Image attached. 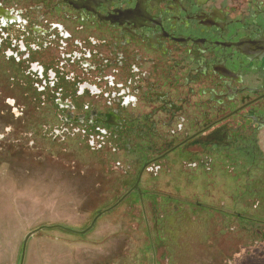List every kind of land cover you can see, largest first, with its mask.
Masks as SVG:
<instances>
[{
  "label": "flooded vegetation",
  "instance_id": "af4514ba",
  "mask_svg": "<svg viewBox=\"0 0 264 264\" xmlns=\"http://www.w3.org/2000/svg\"><path fill=\"white\" fill-rule=\"evenodd\" d=\"M263 128L264 0H0L1 150L17 132L26 157L95 176L125 156L142 195Z\"/></svg>",
  "mask_w": 264,
  "mask_h": 264
},
{
  "label": "rangeland",
  "instance_id": "374dc122",
  "mask_svg": "<svg viewBox=\"0 0 264 264\" xmlns=\"http://www.w3.org/2000/svg\"><path fill=\"white\" fill-rule=\"evenodd\" d=\"M14 135L11 152L0 149V264H20L25 237L43 225L28 240L24 264H150L156 254L158 264H264V128L256 142L233 147L235 170L225 169L233 163L219 154L196 170L177 162L141 179L137 204L126 201L128 182L136 179L125 177L129 166L134 170L125 156L123 170L113 163L95 176L93 163L82 168L26 157L13 146ZM236 170L247 171L251 191L231 175Z\"/></svg>",
  "mask_w": 264,
  "mask_h": 264
},
{
  "label": "trees",
  "instance_id": "16d2710c",
  "mask_svg": "<svg viewBox=\"0 0 264 264\" xmlns=\"http://www.w3.org/2000/svg\"><path fill=\"white\" fill-rule=\"evenodd\" d=\"M234 154H236V153H234ZM237 155H238V153L236 154V156H235V159H234V162H233V164L235 165V166H238L239 164H240V161L239 160H237V158H239V157H237ZM251 163V162H250ZM107 165L109 166V163H108V161H107ZM228 167H230V165H227V167H225L224 166V168L225 169H227ZM246 174H248L247 172H246ZM129 179H136V178H131V177H128ZM128 180V179H127ZM126 180V181H127ZM243 181H244V183H243V187H245V188H247V190L246 191H251V188H250V186L248 185V179H243ZM128 185H129V189H131L132 188V186L134 185V183L132 182V181H129L128 182ZM121 195V194H120ZM127 200L126 201H128V200H131V201H134L135 202V204H137V203H139V202H141V197H140V194L137 192V191H134V192H132L131 194H129V196L126 198ZM237 218H241V217H239V216H237ZM244 223H246L245 222V218L243 217L241 220H236V224H238V225H240L239 226V228H241L242 226H243V224ZM55 227H63V226H55ZM149 236V235H148ZM259 237V236H258ZM150 238V237H149ZM148 238V239H149ZM149 243L150 244H148V246L145 248L146 250H149V252L151 253V252H153V248H152V243L149 241ZM157 250V249H156ZM159 259H160V257L156 254V259L154 260V258H153V255H152V258H150V260H149V263L150 264H155V262H157V264L159 263Z\"/></svg>",
  "mask_w": 264,
  "mask_h": 264
},
{
  "label": "water",
  "instance_id": "95a60500",
  "mask_svg": "<svg viewBox=\"0 0 264 264\" xmlns=\"http://www.w3.org/2000/svg\"><path fill=\"white\" fill-rule=\"evenodd\" d=\"M139 181H140V178H139L138 182H137L136 185H135V188H136V189H138V183H139ZM138 190H139V189H138ZM118 203H119V202H118ZM116 205H117V204H115L114 206H112V207L109 208V209H106V210H104V211H100L99 214H98V216L101 215V214H103L105 211H109L110 209L114 208ZM98 216L95 217V219L92 221V223H91V225L89 226V228H87V229L84 230V231H81V233H84V232L88 231L89 229H91V228L95 225V223H96V219L98 218ZM45 227H46V226H45ZM42 228H44V226H41V227H39L38 229L29 232V233L27 234V236L25 237V239H24V243H23V248H22V255H21L20 264H24V261H25V255H26V249H27V244H28V240H29V238H30L32 235H34L38 230H40V229H42Z\"/></svg>",
  "mask_w": 264,
  "mask_h": 264
}]
</instances>
